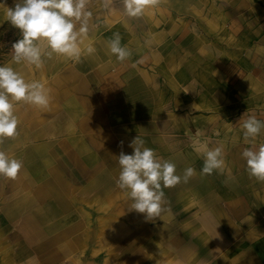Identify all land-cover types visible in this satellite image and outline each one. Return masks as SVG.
I'll use <instances>...</instances> for the list:
<instances>
[{
  "label": "rangeland",
  "instance_id": "374dc122",
  "mask_svg": "<svg viewBox=\"0 0 264 264\" xmlns=\"http://www.w3.org/2000/svg\"><path fill=\"white\" fill-rule=\"evenodd\" d=\"M16 2L0 0L5 7H14ZM214 9L222 13L223 29H227L233 19L237 20L238 27L247 22V27L256 35L264 34V0H158L140 17L128 16L122 0H108V7H104L103 0H89L88 4V10L92 12L90 21L93 17L103 18L104 13L124 14L130 29L125 33V46L132 52L131 58L139 54L136 44L140 40L148 41L149 31L157 44L154 48L156 56H166L167 17H173L175 27L184 18L187 27L196 29L209 24L212 19L209 12ZM245 9L251 15L241 14ZM93 29L89 28L87 40L96 38ZM20 38L19 30L6 20V10L0 7V65L6 61V55L12 53V44ZM130 59L126 60L125 66L131 63ZM162 66L164 64H159L158 71L163 70L160 69ZM233 98L239 105L238 113L232 115L230 122V118H225L227 123L222 118L220 132L216 129V139L222 141V148L234 149L238 159H224L223 170L201 175L203 160L168 158L176 164L178 175L182 176L184 170L196 162L198 170L188 183L181 182L164 189V211L161 217L151 221L145 220V214L130 210L131 201L116 184L118 177L111 176L107 186L98 185L96 175L91 174L95 170L81 161L87 153L95 157L102 153L94 139L96 132L89 123L83 121L79 122L81 126L73 127V110L63 109L58 118L61 124L54 130L53 112H22L24 117H19L18 135L0 143V151L23 165L16 179L0 175V260L11 252L13 264H200L202 261L224 264L219 258L231 248L238 253L237 262L245 249H254V258L258 259V253H262L258 250L264 249V182L249 177L242 152L245 148H258L264 144V130L247 145L242 121L238 122L243 115L244 119L254 115L264 121V95L239 94ZM222 103H229V98L222 97ZM241 104L253 108L241 107ZM130 114L138 119L143 117L142 112L126 113L127 116ZM44 116L46 125L39 126L38 122ZM180 119L186 118L183 115L175 117L177 122ZM69 122H72L71 129ZM209 130L212 133L213 129ZM126 133L123 135L125 142L135 138ZM210 139L213 140L212 135ZM190 155L193 156L191 151ZM51 165L60 169L61 178L69 187V198L77 194L76 201L72 196L60 203L54 196H59L62 202L65 200L61 192L67 186L62 181L60 187L53 185L49 190L54 195L42 190L56 181ZM22 169L28 175H20ZM73 171L78 173L73 174ZM215 187H221V190H215ZM103 189H110V193ZM87 194L91 197L88 201L83 198ZM24 197L25 202L22 201ZM43 209L51 210V216L44 218ZM103 220V231L111 232L110 238L104 241L106 251L92 257L93 249L100 247L101 242L96 236L99 237L97 233L102 230ZM113 233L119 238L112 237ZM73 235L84 237L74 248ZM214 235L221 239H209Z\"/></svg>",
  "mask_w": 264,
  "mask_h": 264
},
{
  "label": "crops",
  "instance_id": "0c3cea01",
  "mask_svg": "<svg viewBox=\"0 0 264 264\" xmlns=\"http://www.w3.org/2000/svg\"><path fill=\"white\" fill-rule=\"evenodd\" d=\"M241 12L244 16L251 15L248 9ZM221 14L216 9L210 11L212 19L208 20L209 24L196 29L187 27L184 18L175 27L173 17H167L166 56H156L154 48H157V44L153 40V33L149 31L148 41L140 40L136 44L139 54L130 59L129 67L125 66L126 61L119 62L107 46L114 32L120 33L121 45H127L125 33L130 29L125 23L124 14L119 13H104L101 19L93 17L89 28H95L96 38L93 36V41L85 39L84 44L91 42L96 52L82 55L79 62L53 55L51 59L45 58L43 67L38 69L26 62L13 63L10 53L0 66H11L28 82L36 80L45 83L50 96L47 108L14 102V114L19 120V117H24L22 112L51 111L54 114L52 124L56 130L61 124L59 113L63 109H71L73 127L81 126L79 122L89 123L96 132L94 139L99 146V153H102L96 157L87 153L81 161L95 170L91 174L96 175L95 183L98 185L107 186L111 176H119L117 157L121 150L133 151L128 147L130 141L125 142L123 138L126 132L135 137L139 135L146 147L154 149L164 159L201 161L205 148H222V141L216 139V129L220 132L222 118L227 123L225 118H230V122L232 115L238 113L239 105L233 97L239 94L252 97L264 95V34L256 35L252 28L247 27V22L238 27L237 20L233 19L228 28L223 29ZM159 64H164L161 71H158ZM222 97H228L229 103L223 105ZM244 106L253 108L241 104V107ZM130 111L142 112L143 117L127 116L126 113ZM179 115L186 119L177 122L175 117ZM45 122L44 116L38 125L45 126ZM69 123L71 129L72 122ZM211 128L212 133L209 130ZM211 135L213 140L210 139ZM222 154L226 160L238 159L234 149L222 148ZM188 167L198 170L197 162ZM50 170L56 181L48 189L42 190L53 194L49 191L51 187H60L62 181L67 186L61 192L65 200L62 202L59 196L53 195L60 203H65L69 198V187L61 178L59 168L51 165ZM76 172L73 171V174ZM20 175L28 174L22 169ZM110 189L103 190L109 192ZM215 190H221V187H215ZM72 196L73 201L78 199L77 194H72L69 199ZM25 198L22 201L25 202ZM83 198L87 201L91 199L89 194ZM41 213L46 218L51 216L52 211L43 209ZM104 226L105 220L102 221V230L97 233L99 237L96 236L97 241L101 242L100 247L93 249L92 257L106 251L104 241L110 238L111 232H104ZM112 237L119 238L118 234ZM82 238L83 235H73V248ZM209 239L221 238L214 235ZM229 251L225 256L221 255V263L224 260V264H264V249L258 250L262 252L258 253V259L254 258V249H245L240 262L236 259L237 251L232 248ZM14 261L13 254L7 252L0 264H13ZM200 264L206 263L202 261ZM214 264L218 263L215 261Z\"/></svg>",
  "mask_w": 264,
  "mask_h": 264
},
{
  "label": "clouds",
  "instance_id": "9594fccd",
  "mask_svg": "<svg viewBox=\"0 0 264 264\" xmlns=\"http://www.w3.org/2000/svg\"><path fill=\"white\" fill-rule=\"evenodd\" d=\"M157 2L122 0L130 17L142 16L148 7ZM88 4L89 0H17L14 7L0 4L6 10V20L19 30L22 37L12 44V62H26L39 69L43 67L45 58L51 59L53 55L79 62L82 55L94 54L96 49L93 44H84L92 17ZM103 5L108 7V0H103ZM121 39L120 33L114 32L107 46L119 62H124L131 58L132 52L121 45ZM14 102L47 108L50 104L49 90L43 82L26 81L11 66H0V143L5 138L18 135ZM243 117L238 123L242 121L245 142L251 143L264 130V121L254 115L247 119ZM120 144L122 147L123 141ZM128 147L133 150L131 154L121 150L117 157L120 172L116 184L131 201L130 210L145 214V220L151 221L161 217L164 211V189L173 188L181 182L188 183L196 170L187 167L182 176L178 175L176 164L146 147L139 135L129 142ZM242 158L246 161L249 177L264 182V144L258 148H245ZM224 165L222 148H205L201 175L223 170ZM22 167L21 161L0 151V175L16 179Z\"/></svg>",
  "mask_w": 264,
  "mask_h": 264
}]
</instances>
